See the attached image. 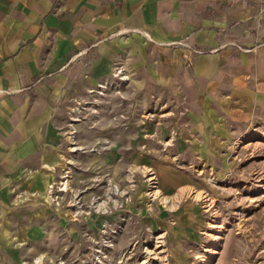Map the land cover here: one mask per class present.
<instances>
[{
    "label": "crops",
    "instance_id": "obj_1",
    "mask_svg": "<svg viewBox=\"0 0 264 264\" xmlns=\"http://www.w3.org/2000/svg\"><path fill=\"white\" fill-rule=\"evenodd\" d=\"M152 107L156 125L144 117ZM77 113L89 114L78 125L88 144L97 134L113 146L84 158L88 178L123 156L139 161L136 148L171 128L179 160L222 161L223 148L264 127V0H0V264L36 259L57 238L50 193ZM168 164L154 163L167 192L210 178ZM175 217L178 251L198 240L204 214L186 201Z\"/></svg>",
    "mask_w": 264,
    "mask_h": 264
},
{
    "label": "rangeland",
    "instance_id": "obj_2",
    "mask_svg": "<svg viewBox=\"0 0 264 264\" xmlns=\"http://www.w3.org/2000/svg\"><path fill=\"white\" fill-rule=\"evenodd\" d=\"M92 109L95 110L94 124L100 113L98 105ZM160 110V107H152L144 117L154 125L159 124ZM88 116V113L76 114L64 131L68 153L66 167L50 193L60 219L55 231L58 236L53 242L40 246L42 256L28 259L24 264H141L159 235H164L169 264H178L180 260L181 264H264V127L255 125L223 148L219 154L222 161L212 165L202 160L196 168L188 161L179 160L173 152L177 131L171 128L156 139L159 141L149 139L143 141L144 147L136 148L143 157L139 161L123 156L121 163L118 161L113 167L104 166L99 172L90 170L93 174L88 178L85 176L89 171L87 164L93 166V163L84 158L105 157L113 147L110 139L97 134L91 136L92 144H88L84 131L78 128ZM120 116L125 118V114ZM178 116L170 115V120L175 121ZM164 158L167 162L170 160L168 165L176 170L181 167L207 169L210 178L203 180L202 188L192 183L169 193L163 188L159 170L154 167V163ZM146 169L157 173L163 195L174 197L179 190H185L186 198L177 203L176 208H165L157 200L152 202L147 178L142 174ZM209 199L214 206L207 212ZM186 201L199 204L204 218L197 232L198 240L180 243L178 253L170 240V228L176 225L175 215ZM163 214L166 220L159 218ZM67 224L73 232L68 231ZM99 241L103 244L101 252L97 250ZM183 256L188 257L187 261H183Z\"/></svg>",
    "mask_w": 264,
    "mask_h": 264
},
{
    "label": "bare ground",
    "instance_id": "obj_3",
    "mask_svg": "<svg viewBox=\"0 0 264 264\" xmlns=\"http://www.w3.org/2000/svg\"><path fill=\"white\" fill-rule=\"evenodd\" d=\"M167 143V142H166ZM165 143V144H166ZM170 142H168V144H169ZM168 146H171L172 147V144H169ZM142 147H144V146H142ZM147 147V146H146ZM147 152V151H146ZM151 157V156H150ZM123 158V157H122ZM125 160V159H124ZM122 161V160H121ZM159 161V160H158ZM120 162V161H119ZM121 163V162H120ZM132 163H134V162H132ZM145 164V163H144ZM121 165H124V164H121ZM135 165V164H134ZM120 166V165H119ZM126 166V165H125ZM148 166V165H147ZM119 168V167H118ZM135 168H136V166H135ZM137 168H139V167H137ZM142 168V167H141ZM147 168V167H146ZM129 171V170H128ZM141 171V170H140ZM118 172V171H117ZM116 172V173H117ZM142 174L143 175H145L146 176V178H147V187L149 188V190H151L150 191V193H149V195H150V200L152 201V202H154V200H157V202L158 203H161L165 208H171V207H173V208H176L178 205H177V203H179V202H181V201H183L185 198H186V196H187V192L185 191V190H179L178 192H177V194H175L174 195V197H166L165 195H163V193H162V191H161V189L159 188V182H158V175H157V173H155V172H151L150 170H143L142 171ZM132 173H131V177L130 178H132ZM136 175V174H135ZM142 175V176H143ZM99 180V179H98ZM125 180H127V179H125ZM137 182V181H136ZM111 183V182H110ZM118 183V182H117ZM111 185V184H110ZM113 185V184H112ZM116 185H118V184H116ZM123 185H125V184H123ZM135 185V184H134ZM130 186V185H129ZM128 186V187H129ZM111 188V187H110ZM117 189V188H116ZM119 189V188H118ZM187 190V189H186ZM125 191V190H124ZM132 191V190H131ZM118 192V191H117ZM133 192H134V190H133ZM132 192V193H133ZM188 192H189V190H188ZM110 193V192H109ZM128 193H130V192H128ZM170 193V192H169ZM202 193H204V192H202ZM207 194V193H206ZM113 195V194H112ZM148 195V196H149ZM199 195V194H198ZM116 196V195H115ZM168 196H171V195H168ZM196 197H199V196H196ZM201 197V196H200ZM129 198V197H128ZM131 198V197H130ZM67 199V198H66ZM123 199V198H122ZM207 199V198H206ZM211 199V198H210ZM209 199V200H210ZM89 200H91V199H89ZM121 200V199H120ZM197 200V199H196ZM97 201V200H96ZM211 201V200H210ZM207 202H208V200H207ZM206 203V202H205ZM116 204V203H115ZM119 204V203H118ZM160 204V205H161ZM116 206V205H115ZM204 206V205H203ZM214 205H213V203H212V201L210 202V204H207V208H208V210H206L207 212L208 211H211L213 208ZM137 207V206H136ZM133 208V207H132ZM153 208H155V207H153ZM206 208V207H205ZM158 209H160V208H158ZM90 210V209H89ZM122 210V209H121ZM174 210V209H173ZM133 212V211H132ZM108 213V212H107ZM83 214V213H82ZM173 214V213H172ZM159 215V214H158ZM144 216V215H143ZM213 226V225H212ZM216 227V226H215ZM65 234V233H64ZM217 236V235H216ZM220 237V236H219ZM164 235H159V236H157V238L155 239L156 240V242H155V244H153V247H151V249H149V251L147 252V255L145 256V258H144V260H142V262H141V264H169V263H167V255H166V253H167V250L166 249H164V245H165V243H164ZM216 239H218V237H216ZM215 239V240H216ZM154 240V239H153ZM166 242V241H165Z\"/></svg>",
    "mask_w": 264,
    "mask_h": 264
},
{
    "label": "built area",
    "instance_id": "obj_4",
    "mask_svg": "<svg viewBox=\"0 0 264 264\" xmlns=\"http://www.w3.org/2000/svg\"><path fill=\"white\" fill-rule=\"evenodd\" d=\"M184 45H185V44H184ZM194 52L197 53V54L201 53V51H199V50H194ZM101 88H102V89H105V85H102ZM77 114H79V113H77ZM75 115H76V114H75ZM104 227H105V228H108V225L105 224ZM97 246H99L97 250H100V252L103 251V249H102V247H103L102 242L99 241V243H97Z\"/></svg>",
    "mask_w": 264,
    "mask_h": 264
}]
</instances>
